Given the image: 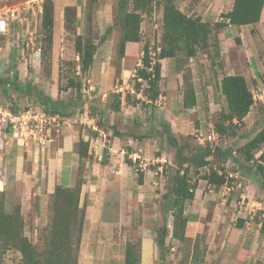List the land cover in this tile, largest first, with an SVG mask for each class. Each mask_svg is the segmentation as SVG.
<instances>
[{
  "label": "rangeland",
  "instance_id": "obj_1",
  "mask_svg": "<svg viewBox=\"0 0 264 264\" xmlns=\"http://www.w3.org/2000/svg\"><path fill=\"white\" fill-rule=\"evenodd\" d=\"M31 1L0 0V9L6 5L21 4L27 8L25 11L27 20L21 25L16 24L20 30L19 47L24 49L26 56L23 61H20V64L24 66L27 72L22 78L18 75V79L24 84L35 86L36 92L42 91L43 94L54 93L56 99L61 98L62 101L81 104L76 112L78 116H80V107L83 108L84 112L88 111L92 132L91 128L84 131L88 136H91L95 133L93 131L98 130V136L91 142L95 154L98 153L97 157H95V160L99 163L97 165L98 170L106 167L104 161L106 159L109 160V156L112 154L119 156L120 160H123L127 152L130 158L129 154L135 151H139L143 160L148 163V167L144 170L145 172L159 170L158 174H153L156 182H151V185H146V187L137 181L132 184L135 189L130 186L129 192H127V187H124L122 194L121 190L119 191L118 189H113L112 192L115 191L113 194L105 190L103 193L106 192L107 196L104 198L103 195L96 194L95 200L99 198V202H96L97 207L91 212L95 218L99 219L101 217V221L99 224L90 226L87 224L90 221L88 216L92 215L86 212V222L82 236L83 240L84 232H86L88 247L95 250L86 254L85 246L82 252L80 246L78 264H103L105 260L111 259L116 255L112 247L109 249L101 247L102 251H100L97 241L101 240L102 237L100 236H103L101 232H104L105 227L108 231L114 229L110 236L120 237L122 242L130 240L133 243L142 241V237L146 231L156 236V230L165 221H167L168 226L171 228L172 212L166 211L168 205L167 200L164 198V193L171 184L169 178H171L174 169H176L177 154L175 148L168 143L166 135L162 131V123L170 122L174 134L180 143L185 144V142H189L192 146L210 144L207 141L204 142V138L210 134L211 125H214L219 120L221 110L227 105L226 98L215 85V78H221L223 73L227 74L231 71V65L226 68L223 59L226 58V61L229 62L227 58L231 57V52L233 53L232 45H230V41H227V37L232 36V42L236 50L239 49L241 56L239 61L242 63V66L236 68L238 72L246 70V68L244 69L246 58L243 57L247 54L251 58L252 64V57L260 56L261 58L258 62L264 67V39H261L256 33L253 35L251 33L252 27L248 25V27H244L243 29L244 35H241L244 42L242 45H239L235 41H237L236 38L240 29H233L230 25L226 26L220 31L221 57L216 58L214 56L215 49L213 45H210V47L200 48L197 56L190 59H186L182 52H179L178 58L163 59L162 96L153 105L148 103L147 106L141 104L134 106L128 104L125 97L127 93H130L132 99L143 98V95L137 93L135 89L136 68L141 65L143 48L146 43H149L153 48L160 45L163 5H160L155 9L154 13L145 17L142 24V41L139 43L135 42L134 45L132 44L131 47H128V53H126L125 57L121 58L119 56L121 27L114 20L116 15L115 4L117 3L114 1L113 16L109 22L113 26V30L108 39L99 44V47L102 46V49H100L94 69L92 70L91 67L87 73L82 75L81 81L84 84L82 99L78 100L77 92L74 88L66 89L68 78L75 75L73 69L75 67L76 53L74 54L72 51L71 43L65 42V52H68V50L72 51L70 57L60 59L61 62H59L61 63V67L66 70V75L61 73L59 76H55V72L52 75L50 74L53 66L57 64L52 61L54 48L48 40V31L42 28L41 15L35 13L38 3L34 2L31 6ZM229 2L231 0H225L224 8H229ZM198 13V11L194 12V14ZM202 16H205V20L211 23L218 17L220 19V16L214 13L213 15L203 14ZM10 22L13 23L12 21ZM92 22L93 35L97 38L101 37L106 32L108 23L102 24V29H100L97 17L94 16ZM222 50L226 52L224 57ZM219 60L224 62L222 70L218 66ZM77 70L80 73V70ZM12 71H14V75L19 73L16 68L12 69ZM36 71L39 73H35ZM185 78L193 83L198 92L197 104L192 108H185L183 104ZM7 90L14 92L13 87L7 85L2 101L13 105L18 110H23L29 104L42 108V105L39 104L40 102L32 91H27L28 96L18 95V99L15 101V97L9 95ZM118 92H121L123 96L122 109L117 113L112 110L111 103L115 99L112 94ZM84 124L88 126V123L78 120L69 124L65 123L61 128L62 130L67 126L82 128L81 126ZM263 125L264 102L258 101L246 117L245 123L239 127L236 136H220L217 140L218 146L229 148L235 151L238 156L234 159L236 163H232L236 164V166L232 164L226 165L228 170V185L233 187V189L225 191L222 186L208 188V182L205 179H200V186L196 193L197 198L194 201H187L186 203V212L191 215H201L199 220H193L189 224L190 227H188V235L190 234L192 238L201 233L200 258H203L207 251H205V247L209 239L208 231L210 229H216L217 227L227 229L232 224V220L236 217L240 218L238 209L246 210L241 212L245 215L242 218L246 220H254L252 214L259 210L264 212V194L260 186V177L253 170H249V165L253 161L248 162L245 152L241 151ZM93 127L95 128L94 130ZM117 133H120L122 136L117 135ZM197 134H202L204 138L199 141ZM106 143H110L113 146L110 149V153L108 152L107 156H104L103 149ZM44 145L49 146V143L46 142ZM190 148L186 146L185 151L187 154L191 153ZM260 153L261 150L256 151V158ZM158 167L161 169H158ZM134 168L139 170L135 171L137 175L139 172H142L139 166L135 165ZM233 168L239 170L238 177H235L234 174H229L233 172ZM207 171L208 168L206 167L201 170V173L206 174ZM233 178L236 180L232 181ZM131 193L136 194V197L133 199L129 197ZM243 198H245L244 203ZM255 202H257V205L254 204ZM28 204L29 202L22 192L14 191L12 193V206L21 205L22 208V215L25 220V234L39 249H42L44 247V233H46V228L52 219V210L50 205L47 206V216L46 218H41V214L35 213L34 205H30L33 207L29 208ZM101 205L102 208L100 207ZM102 219H106V221ZM141 226H147L149 230H145ZM167 243L171 244L174 249L170 250L164 264H192L193 241H179L173 238L170 233ZM152 246L154 247V238H146L145 249H151ZM21 260L22 254L19 251L9 250L4 255L1 264H21ZM158 264H163L160 257ZM197 264L200 263L197 262ZM203 264H207V262L205 261Z\"/></svg>",
  "mask_w": 264,
  "mask_h": 264
},
{
  "label": "trees",
  "instance_id": "obj_2",
  "mask_svg": "<svg viewBox=\"0 0 264 264\" xmlns=\"http://www.w3.org/2000/svg\"><path fill=\"white\" fill-rule=\"evenodd\" d=\"M90 0V4L94 5ZM116 15L114 20L121 27L119 41V56L126 55V48L129 42L142 41V24L147 15L154 13L155 9L163 5L162 9V38L160 45L154 48L146 43L143 48L141 65L136 68V92L142 94L143 98L132 99L130 93L126 94L128 104H141L147 106L148 103L155 104L163 94L161 82L163 80L162 60L166 58H178L179 52L183 53L186 59L197 56L200 48L214 47V56L221 57L220 31L226 26H246L257 24L261 20L264 8V0H234L230 10L220 14V19L209 22L204 20L202 15L187 14L181 10L177 0H115ZM49 5L43 3L41 14H49ZM90 15L87 22L86 32L79 33L74 37V50L79 57L75 61L73 69L74 76L68 78L66 89L74 88L77 92V99H82L83 86L81 77L87 73L94 64L95 54L99 44L108 39L113 30L111 23H108L106 32L99 38L93 35V9L90 8ZM42 16V15H41ZM48 18L43 19V23ZM50 21V20H49ZM50 38V33H48ZM97 39V41H96ZM238 41V38L236 39ZM221 70L224 67L222 60L218 62ZM80 70V73L78 70ZM12 86L18 95L28 96L27 91H32L37 97L42 108L29 104L23 110L29 108H39L51 114L62 116H75L81 104L69 101L54 100L52 97L36 92L35 86L24 84L15 77L4 73L0 76V87ZM30 85V86H29ZM215 85L221 94L226 98L227 105L221 110L219 120L213 125L219 136H236L241 125L245 123L246 117L256 104L254 93L249 82L243 74L223 73L221 78H215ZM114 95L111 108L114 112L122 109L121 92ZM185 108H192L197 104V94L193 83L185 78V92L183 97ZM91 107V106H90ZM10 108L14 113L18 110L13 105ZM94 109V108H93ZM83 108L80 107V113ZM162 131L166 135L168 143L175 148L177 154L176 169L172 173L164 198L167 200L166 211L172 212L171 228L167 221L156 230V243L160 252L161 262H166L167 255L172 249L167 243L169 234L179 241H193L192 264H203L205 259L200 258V236L192 238L187 235L190 221H197L195 214L186 212L187 201H194L200 179H205L208 184L214 187L222 186L228 182V170L226 165L235 162L237 154L235 151L223 146L216 145L214 148L207 144L205 146H192L191 143H180L175 136L170 122L162 123ZM117 135L122 136L120 133ZM98 136V132L94 133ZM186 146L191 147V153L187 154ZM109 144H105L104 156L109 152ZM91 142L83 138L78 143V153L80 165L77 170L75 182L72 186L57 185L51 196L49 205L52 210V219L44 233V247H39L25 234V220L22 215L21 205L12 206V193L0 191V264L4 255L9 250H16L22 254L21 264H78L80 256V246L82 242L83 229L86 222V205L80 206L82 185L85 183L86 162L93 160L94 154L90 152ZM256 158V151H260ZM241 151L245 152L246 160L251 162L249 170H253L260 177V186L264 194V125L249 140ZM126 153L125 161L134 168L135 164ZM230 160V162H229ZM105 161H108L106 159ZM104 163H107L105 162ZM236 166V164H232ZM208 168L206 174H202L203 168ZM233 172H238L233 168ZM231 174V173H229ZM139 184H143V171L137 175ZM236 179L233 178L232 181ZM253 222L264 235V212L259 210L253 213ZM246 219L238 218L235 225L242 228ZM126 242L125 264H141V244ZM205 247V251L207 250Z\"/></svg>",
  "mask_w": 264,
  "mask_h": 264
},
{
  "label": "crops",
  "instance_id": "obj_3",
  "mask_svg": "<svg viewBox=\"0 0 264 264\" xmlns=\"http://www.w3.org/2000/svg\"><path fill=\"white\" fill-rule=\"evenodd\" d=\"M114 1L115 0H96L93 3L94 5H91L90 0H46L50 12L45 15L44 13L41 14V25L43 30L50 33L51 37L48 38V40L54 48L52 61L57 63L53 66V72L51 71L50 73L51 75L54 72L55 76H59L61 73L66 75V70L61 67V63H59L61 62L60 59L70 57L72 51L75 54L73 47L74 37L79 33L86 32L90 8L92 7V14L97 17L99 28L102 29V24L109 23L112 20ZM177 2L181 10L189 15L198 11V15H213L214 13L220 16V13L232 8L234 0L229 2V8H224L225 0H177ZM45 17L48 18V21L45 23L44 20L43 23ZM202 17L204 20L206 19L204 18L205 16ZM217 19L214 20L216 21ZM231 27L233 29H240L237 34L238 41L235 42L242 45L244 40L241 35H244L243 29L244 27H248V25ZM251 27V33L253 35L256 33L261 39H264V8L260 22L252 24ZM19 33L20 30L16 23H11L6 16L0 17V76L7 73L13 77L19 75V77L22 78L27 74L24 66L20 64V61H23L26 56L24 49L19 47ZM227 41H230V45H232L231 47L233 49V53H230L231 57L227 58L230 63L226 61V58H223L226 68L231 65V71L227 74L239 73L245 75L253 91H257V88L261 90L256 103L258 101L264 102V84H262L264 82V67L258 62L261 57L253 56V65L248 54L245 55L243 58H246V65H244V69L246 68V70L238 72L236 71V68L242 66V63L239 61V59H241L239 49L236 50L232 42V36H228ZM65 42L71 43L72 51L68 50V52H65ZM132 44L134 45L135 42H129L127 48L131 47ZM101 47H98L96 51L92 70L97 63L100 49H102ZM127 48L126 53H128ZM225 53L226 52L222 50L223 57L225 56ZM75 58L77 60L79 57L76 55ZM14 68L19 71L18 74L14 75V71H12ZM35 73L39 72L36 71ZM257 83L259 84L255 85ZM4 91L5 87H0L1 101L3 100V95H5ZM8 93L12 97H15V101H17V93L11 91H8ZM196 94L198 99L197 91ZM46 95L56 100L54 93H48ZM57 99L62 100L61 98ZM3 103L7 104L5 102ZM87 123L88 126L87 124H84L81 126L82 128H74L71 126H67L64 130L60 128L58 132L54 133L53 141L49 143V146H45L44 144L37 145L34 142H31L30 145H28L17 141L11 149L9 148L5 150L0 145V191L6 190L10 193H13L14 191L22 192L23 196H25L29 202V208L33 207L30 205H34L35 213L41 214V218H46L48 210L47 206H49L51 196L54 193L56 186H72L75 182L76 172L81 163L78 153V143L80 139L83 138L86 141L90 140V142H92V140L97 137H94V135L88 136L86 134L84 130H89V128H91L90 120ZM94 129L95 128L93 127V130ZM90 130L92 132V128ZM112 146L113 145H110L109 148L111 149ZM90 152H93L94 158L93 160H88L86 162L88 169L85 172L86 181L82 185L80 206L86 205V212H89V215L91 213L92 216H88L90 221L87 222V224L92 226L99 224L101 221V217L97 219L92 213L94 208L97 207L96 202H99V198L95 200L96 194L103 195L104 198L107 196V193L103 192L105 190L112 192L113 189L121 190L122 194L124 187H127V192H129L130 186L131 188H134V185L132 184L137 182L138 176L135 173V168L128 165L125 159L120 160L119 156H115V154L109 156V160L104 169L98 170L97 165H99V163L95 160L98 153L96 151L97 154H95L92 145ZM158 169L161 168L158 167ZM158 172L159 170L153 172H145L143 170V186L146 187V185H151V182L155 183L156 181L154 180L155 178H153V174H158ZM232 174H234L235 177H238V172ZM209 187L212 188L213 185L208 184V188ZM209 190L211 191V189ZM113 193H115V191L111 194ZM129 197L133 199L136 197V194L134 195V193H131L129 194ZM254 204L257 205V202ZM100 207L102 208V205ZM238 210L240 218L245 217L244 213L241 212L246 210ZM198 215L199 214H196L197 217L194 219L199 220L201 215ZM237 219L238 217L232 220V224L227 229L217 227L216 229H210L208 231L209 239L207 241V251L205 252V261L207 264H264V235H261L259 228L255 226L253 220H246L243 227L239 228L235 226ZM102 220L106 221V219ZM191 223L192 221L189 222V224ZM189 224L188 227H190ZM141 227L145 230H149L147 226ZM113 230L114 229L108 231L105 227L104 232H101L103 235L100 236L102 237L101 240L97 241L99 243L100 251H102L101 247H103V249H109L112 247L113 252L116 253L113 258L105 260L103 264H125V244L127 240L122 242L120 237L110 236L113 233ZM188 233L187 229V235ZM123 235H125V233H123ZM148 237L154 238V247L152 246L151 249H145V240ZM189 237H191V235ZM141 242V264H158L160 252L156 243L155 235L146 231ZM84 246L86 254L94 252L95 250L88 247L86 232H84V237L81 243V252ZM172 248L174 249V247Z\"/></svg>",
  "mask_w": 264,
  "mask_h": 264
},
{
  "label": "built area",
  "instance_id": "obj_4",
  "mask_svg": "<svg viewBox=\"0 0 264 264\" xmlns=\"http://www.w3.org/2000/svg\"><path fill=\"white\" fill-rule=\"evenodd\" d=\"M34 2L38 3V8L35 13L42 12L44 0H32L30 5L32 6ZM33 9L35 10V8ZM26 10L27 8L22 6V4L12 6L6 5L0 9V16L4 15L10 21L22 24L27 20L25 17ZM78 120L87 123L90 120L88 111L81 113L80 116L74 117L51 114L42 109L32 107L14 113L10 105L4 104L0 99V145L3 149L7 150L9 148L11 149L17 141L28 145H30L31 142L42 145L46 142L51 143L54 133L58 132L62 125L65 123L77 122ZM197 137L199 141L204 138L202 134H197ZM218 139L219 134L214 126L211 125L210 134L204 138V142H209L214 148L217 145ZM130 159H132L133 163L139 166L142 171L148 167L147 161L143 160L139 151L131 153ZM136 171L139 170L136 169ZM224 189L225 191H230L233 187H230L228 182H226ZM243 199L244 203L245 198Z\"/></svg>",
  "mask_w": 264,
  "mask_h": 264
},
{
  "label": "clouds",
  "instance_id": "obj_5",
  "mask_svg": "<svg viewBox=\"0 0 264 264\" xmlns=\"http://www.w3.org/2000/svg\"><path fill=\"white\" fill-rule=\"evenodd\" d=\"M44 2H45V0H44ZM39 15H41V12L39 13ZM4 16V15H3ZM0 17H2V16H0ZM13 23H15V22H13ZM17 24V23H16ZM18 25H21V24H18ZM258 90L256 91V90H252L253 91V93H254V97H255V101H257V97H258V95H260L259 93L261 92V90H259V88H257ZM83 113V112H82ZM81 114V113H80ZM75 116H78V115H75ZM71 117H74V116H71ZM219 138H220V136H219ZM232 174V173H231Z\"/></svg>",
  "mask_w": 264,
  "mask_h": 264
}]
</instances>
